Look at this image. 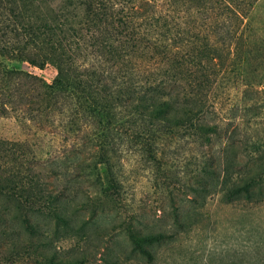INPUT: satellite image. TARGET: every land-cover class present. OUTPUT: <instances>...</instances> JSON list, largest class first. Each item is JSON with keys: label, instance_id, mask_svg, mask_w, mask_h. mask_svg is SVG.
<instances>
[{"label": "trees", "instance_id": "trees-1", "mask_svg": "<svg viewBox=\"0 0 264 264\" xmlns=\"http://www.w3.org/2000/svg\"><path fill=\"white\" fill-rule=\"evenodd\" d=\"M38 1L46 6L41 16L25 14L15 1L10 11L22 27L25 47L31 46L17 53L35 67L50 64L57 71L52 82L26 72L16 73L20 86L26 83L32 88V106L24 113L37 128H48L65 151L64 155L36 160L27 167L39 189L30 184L28 195L42 196L41 185L49 189L46 197L53 211L50 213L60 221L57 226L68 218L61 209L65 205L60 204L58 209L55 203L68 199L63 188L49 187L55 184L50 177L55 175L61 183L58 177L69 174V164L83 169L85 180H91L96 188H113L111 193L120 195L119 175L109 167L108 155L101 160L106 171L102 175L100 169L95 178L86 172L87 158L84 159L96 149L101 159L107 148L114 151L120 121H128L136 129L167 134L189 124L210 145L214 136L227 133L233 125L231 121L241 113L236 103L230 108V121L217 118L224 93L239 89L241 84L258 85L247 81L250 46L245 30L247 10L257 0ZM2 51L0 56L4 55ZM16 51L8 48L5 55ZM237 126L230 136H225L219 156L206 162L194 177L196 186L192 183L190 187L196 195L206 190L203 180L207 175L221 174L225 178L220 190L228 200L242 193L246 197L253 194L256 169L239 181L231 182L229 176L230 169L239 163L228 154L241 146L235 138L239 134ZM92 142L98 146L96 149ZM251 147L259 150L261 145L254 143ZM151 149L159 150L155 144ZM1 169L0 193L12 191L14 180H9ZM175 216L176 222L184 223L179 213ZM5 219L0 217V264H86V257L60 255L55 240H51L54 231L32 223L26 213L18 217L19 226L25 225V230L17 228L13 240L5 229ZM132 230L137 232L134 227ZM134 233L140 253L150 258V239H164L159 234Z\"/></svg>", "mask_w": 264, "mask_h": 264}, {"label": "rangeland", "instance_id": "rangeland-1", "mask_svg": "<svg viewBox=\"0 0 264 264\" xmlns=\"http://www.w3.org/2000/svg\"><path fill=\"white\" fill-rule=\"evenodd\" d=\"M14 1L29 16H41L46 10L38 0H0V49L4 54L0 56V167L9 180H14L12 191L0 193V217L6 218L5 229L11 233V240L17 228L25 230V225L19 226L18 217L26 213L32 223L54 231L51 240H55L60 255L86 257V264H264V0H257L247 10L245 20L250 46L247 81L258 85L241 84L239 89L224 93L218 119L228 122L232 105L238 103L241 108L227 133L214 136L208 145L189 124L167 134L136 129L128 121H120L113 152L107 148L101 159L95 141L92 146L96 151L84 156V169L95 178L100 169L102 175L106 171L101 160L108 155L109 167L119 175L120 195L112 194L113 188H96L91 180H85L83 169L69 164V174L58 177L61 183L55 175L50 177L55 184L49 187L63 188L68 199L55 203L58 209L65 205L61 209L68 218L59 226L56 222L60 221L50 213L49 189L41 185L42 196L28 195L32 186L36 189L33 183L37 181L27 167L65 151L48 128H37L24 113L32 106V88L26 83L20 86L16 74L26 72L52 82L57 71L50 64L35 67L17 53L31 46L25 47L22 27L10 11ZM8 48L17 51L5 55ZM236 125L239 134L235 138L241 146L228 154L239 163L230 169L229 176L231 182L239 181L256 169L253 194L246 197L242 193L228 200L220 190L225 178L221 174L207 175L203 180L206 190L196 195L190 184L196 186L194 177L206 162L219 156L225 136H230ZM254 143L261 148L255 150L251 147ZM153 144L159 150H152ZM221 157L227 160L226 154ZM177 213L184 225L176 222ZM133 233L159 234L164 239H150V258L140 253Z\"/></svg>", "mask_w": 264, "mask_h": 264}]
</instances>
